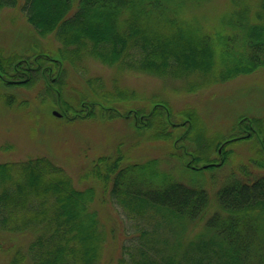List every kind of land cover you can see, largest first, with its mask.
Returning a JSON list of instances; mask_svg holds the SVG:
<instances>
[{
  "label": "trees",
  "instance_id": "16d2710c",
  "mask_svg": "<svg viewBox=\"0 0 264 264\" xmlns=\"http://www.w3.org/2000/svg\"><path fill=\"white\" fill-rule=\"evenodd\" d=\"M14 6L36 34H53L60 46L55 57L4 55L0 48V81L7 86L50 77L61 95L63 64L86 57L117 71L183 79L189 90L264 67V0H0V10ZM97 80H86L93 98L60 97L66 121H95L98 104L105 120L122 118L130 131L169 141L171 154L199 170L223 165L238 141L258 140V154L264 152L262 117H240L226 137L206 136L192 107L180 109L181 121L166 101L123 112L105 107L98 98L129 103L135 93L108 91ZM116 141L79 167L81 187L47 155L0 161V235L27 239L24 249L21 242L4 248L0 240V264H99L105 245L116 247L120 222L107 202L139 237L120 245L115 264H264V174L249 181L232 175L210 201L204 188L179 182L158 158L134 160L131 146Z\"/></svg>",
  "mask_w": 264,
  "mask_h": 264
},
{
  "label": "rangeland",
  "instance_id": "374dc122",
  "mask_svg": "<svg viewBox=\"0 0 264 264\" xmlns=\"http://www.w3.org/2000/svg\"><path fill=\"white\" fill-rule=\"evenodd\" d=\"M219 9L221 8L217 10ZM59 46L53 34H36L19 6L3 7L0 10V48L4 55L15 53L20 57H32L34 53H45L55 57ZM63 67L67 71L60 96L54 79L51 80L50 77L48 81H43L40 76L29 87L7 86L0 81V161L47 155L72 175L75 186L81 187L76 173L79 167L90 162L94 156L112 150L114 141L116 144V140H122L125 146H131L128 153L134 160L158 158L162 169L170 172L179 182L204 188L210 201L215 190L230 176L249 181L254 176L264 174V152L261 150V154H258V140L257 143H232V152L221 166L201 170L188 168L187 157L180 159L171 154L174 150L172 143L152 139L140 130L133 132L130 123L122 118L114 119L110 123L102 117L105 112L98 104L95 109L99 118L95 121L85 120L83 123L76 120L66 121L60 102V97L62 100H70L82 94L93 98L86 80L98 77L97 82H102L104 89L108 91L118 86L135 93L133 100H128L129 103H125L126 100H117L116 103L98 98L105 107L117 106L123 112L138 104L149 105L150 101H166L172 106L173 119L176 121L183 119L178 113L180 109L192 107L204 124L206 136L221 132L226 137L233 123L244 116L262 117L264 128V67L223 83L209 84L194 90H189V84L183 79L163 78L132 69L117 71L92 57H86L74 64L65 61ZM5 94L10 98L9 104L4 101ZM181 130L183 129L173 130L174 137L180 135ZM187 142L182 140L181 143ZM188 144L195 145L193 141ZM107 210L113 216L117 215L120 222L116 219V247L105 245L99 264H115L120 245L133 244L139 238L130 230V222H121L115 205L107 202ZM0 240L3 241L4 248L21 242L24 249L27 239L25 236H15L12 241L0 235ZM108 250H113L111 259ZM2 257L0 254V259Z\"/></svg>",
  "mask_w": 264,
  "mask_h": 264
},
{
  "label": "water",
  "instance_id": "95a60500",
  "mask_svg": "<svg viewBox=\"0 0 264 264\" xmlns=\"http://www.w3.org/2000/svg\"><path fill=\"white\" fill-rule=\"evenodd\" d=\"M56 113V112H55ZM56 115H59L58 113H56ZM203 166H205V165H203Z\"/></svg>",
  "mask_w": 264,
  "mask_h": 264
}]
</instances>
